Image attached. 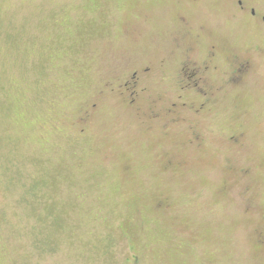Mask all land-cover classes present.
I'll list each match as a JSON object with an SVG mask.
<instances>
[{"label":"rangeland","instance_id":"1","mask_svg":"<svg viewBox=\"0 0 264 264\" xmlns=\"http://www.w3.org/2000/svg\"><path fill=\"white\" fill-rule=\"evenodd\" d=\"M211 42V103L168 115ZM260 47L230 0H0V264H264Z\"/></svg>","mask_w":264,"mask_h":264},{"label":"flooded vegetation","instance_id":"2","mask_svg":"<svg viewBox=\"0 0 264 264\" xmlns=\"http://www.w3.org/2000/svg\"><path fill=\"white\" fill-rule=\"evenodd\" d=\"M232 14L234 17L240 18L253 30L264 33V5L260 0H230ZM178 20L180 24L187 25V20L184 16L179 15ZM199 39V35L194 36V41ZM191 48V47H190ZM222 47L216 43H209L206 51L207 60L201 62L195 59H186L181 63L178 73L181 74V80L178 85L177 102L170 103L167 108L168 115H175L178 110H190L193 114H198L208 108L211 103L214 91L212 90L213 85L209 83L210 75L217 70V66L214 64V60L220 54ZM263 52L264 47L255 49V52ZM242 56L235 58L236 64L234 66V79L240 78L246 72H248L252 65V58L250 56ZM151 67H145L141 71H134L130 77L126 78L120 86L122 89L120 93L125 98V101L134 105L146 91V88L141 86L140 79L141 74L145 75L149 73ZM111 90H114L111 88ZM195 95L196 99H189V94ZM94 106V105H93ZM157 113H152L151 117H157ZM181 119V118H180ZM178 117H171L172 122H177ZM239 134H234L230 137V140L237 143ZM168 164H171V160L168 159ZM241 175L246 176L248 169H241ZM227 186H223L221 189L225 191ZM251 196L248 195L247 200L250 201ZM168 203L167 198H162L157 201V206H165ZM255 243L258 247L264 244V225L262 227L255 228ZM133 249V247H131Z\"/></svg>","mask_w":264,"mask_h":264},{"label":"trees","instance_id":"3","mask_svg":"<svg viewBox=\"0 0 264 264\" xmlns=\"http://www.w3.org/2000/svg\"><path fill=\"white\" fill-rule=\"evenodd\" d=\"M263 245H264V244H263ZM263 245H262V246H263ZM262 246H260V247H262Z\"/></svg>","mask_w":264,"mask_h":264}]
</instances>
